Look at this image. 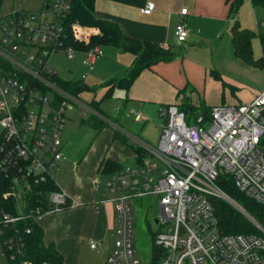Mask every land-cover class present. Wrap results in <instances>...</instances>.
<instances>
[{"label":"built area","instance_id":"2783aa9c","mask_svg":"<svg viewBox=\"0 0 264 264\" xmlns=\"http://www.w3.org/2000/svg\"><path fill=\"white\" fill-rule=\"evenodd\" d=\"M69 9L70 0H46L37 11L19 9L0 16V184L8 185L2 197L15 200L14 214L0 207V254L9 259L23 249L16 235L18 223L79 205L58 188L45 194V209H30L26 200L33 181L53 179L66 112L78 104V98L54 83L56 73L47 66L52 53L62 51L70 60L76 52L62 40L60 20ZM152 9L149 3L143 13ZM179 14L173 34L182 43L187 37V9ZM70 32L82 42L98 34L96 28L77 22ZM256 32L264 37V21H257ZM83 54L82 65L90 69L102 50L94 45ZM159 117L156 147L124 132L136 150L134 164L100 172L105 175L104 189L94 181L99 194L94 204L112 202L117 220V251L106 264H116L120 257L126 264H137L130 243L129 204L145 196L158 198L153 239L162 252L158 264H264V227L217 184L219 177L229 178L239 193L264 205V89L246 104L216 105L208 112L167 104L159 107ZM136 120L144 117L136 115ZM213 199L228 204L255 232H222ZM99 244L88 241L93 250Z\"/></svg>","mask_w":264,"mask_h":264},{"label":"rangeland","instance_id":"374dc122","mask_svg":"<svg viewBox=\"0 0 264 264\" xmlns=\"http://www.w3.org/2000/svg\"><path fill=\"white\" fill-rule=\"evenodd\" d=\"M45 3L46 0H3L0 5V16L19 9L37 11ZM235 18L241 28L253 32L250 40L251 56L254 60H259L260 66L245 63L234 56L230 40L232 22H229L223 29L222 36L216 38L212 46L210 64L211 68L220 75V80L208 76L207 71L203 69H189L192 74L190 77L193 79L190 80L187 79L181 65L178 68L173 67L174 74L180 81L177 85L178 89L173 88L174 102L182 99L196 108L221 104H246L264 89V41L256 32L257 21H264V4H252L250 0H243L237 9ZM230 19L232 20L231 17ZM100 48L104 52L103 60L107 64L102 65L103 67L97 64L91 70L87 68V71L83 70L87 73L84 82L89 88L79 94L78 99L83 101L91 99L94 94L96 98L100 97L99 84L109 78L122 76L125 70L119 71L117 61L106 53L104 46ZM172 50L175 53L184 52L182 46L176 44H172ZM200 57L199 52H187L182 60L192 61ZM177 60V63L182 61ZM76 61V59H67L62 51H57L51 54L47 66L63 81H78L81 71ZM92 88L96 89L95 93ZM101 98H98V100L101 99L99 107L104 115H98V117L106 126L100 131L81 122V119L88 118L92 114L90 110L82 109L81 113L80 107L75 105L72 110L66 112L65 124L59 135L64 158L52 174L54 183L60 190L69 191L76 167L81 169L83 177L94 172L93 179L99 181L101 189H104L105 175L95 171V162L99 154H102L101 157L111 155L113 147H115L114 154L120 165L134 164V152L127 144L129 141L125 143L114 140L115 130L144 139L151 147L157 145L162 120L159 117V108L156 103L132 101L117 93ZM132 112L141 114L145 120H135ZM129 206L130 243L133 258L137 260V264H149L151 237L157 230L154 219L160 214L158 198L145 196L131 199ZM115 243V237H110L97 250L90 249L88 245L83 246L79 264H106L107 258L117 251ZM0 264H9L6 255L0 254ZM116 264H126V262L120 257Z\"/></svg>","mask_w":264,"mask_h":264},{"label":"crops","instance_id":"0c3cea01","mask_svg":"<svg viewBox=\"0 0 264 264\" xmlns=\"http://www.w3.org/2000/svg\"><path fill=\"white\" fill-rule=\"evenodd\" d=\"M230 2L231 0L229 2H226V0H96L94 6L95 15L99 18L113 21L124 34L142 41L155 42L164 49H172V44H176L182 46L184 50L181 56H176L170 62H159L152 65L150 69L143 70L134 79L127 91L114 89L112 94H122L125 99L142 103L150 101L156 103L158 108L170 103L178 104L180 100L174 102L175 94L173 88L177 87L178 89L177 85L180 81L177 80L173 67L178 68L181 65L187 79L190 80H193L190 77L192 75L190 73L191 69H203L207 71L206 73L209 76L208 72L212 69L210 62L213 43L216 38L222 36V31L227 24L232 22L229 16ZM149 3L153 4V9L149 14H145L143 9ZM182 8L187 9V15L183 16L187 37L184 42L178 43L175 40L173 31L181 20L179 12ZM104 48L106 53L117 61L116 64L119 66V71L125 69L123 76L133 61V55L127 52H120L112 46H104ZM187 52H199L201 57L197 58V60L183 61L184 54ZM83 57V51H76L74 57L70 60H77V66L79 71H81L80 80L85 84L84 79L87 77V73L83 72L86 69L82 65ZM103 58L104 52L102 50V56L94 61L92 67L97 64L105 66L107 62ZM177 59L182 61L177 63ZM82 74H85L83 79ZM104 82L99 84L100 97L96 98L94 94L89 100L78 99V104L76 105L80 107L81 113L82 109H88L91 111L90 113H94L89 108L88 103L92 100L100 101L102 99L101 97L104 96L106 91V87L102 86ZM92 89L95 93L96 89ZM98 98L101 99L98 100ZM132 113L135 120L136 115L142 116L138 113ZM142 140L146 142V140ZM114 149L115 147H113L111 155L103 157L117 162ZM100 155L102 154H99L95 162L96 172H98V165L103 158ZM63 158L61 152L60 161ZM93 175L94 172L83 177L81 169L76 167L72 185H70L69 191L66 192L77 200L79 205L65 208L58 212L46 213L37 221L42 228L43 242H52L66 264H79L81 250L83 246L88 245L89 240L99 241V247H101L107 238L114 237L116 231L117 220L113 203L94 204V201L99 199V194L94 187L95 180Z\"/></svg>","mask_w":264,"mask_h":264},{"label":"trees","instance_id":"16d2710c","mask_svg":"<svg viewBox=\"0 0 264 264\" xmlns=\"http://www.w3.org/2000/svg\"><path fill=\"white\" fill-rule=\"evenodd\" d=\"M3 0H0V5ZM230 0H226L229 2ZM243 0H231L229 5V16L232 18L231 26V45L234 56L245 63L254 66H260L259 60H254L251 56L250 40L253 32L246 28H241L235 15L238 7ZM252 4L262 3L264 0H250ZM96 0H70V9L61 17V25L64 31L62 37L63 44L73 47L76 51H85L94 45L98 46H112L120 52H127L133 55V61L126 69L123 76L112 78L102 84L106 87L105 96H111L114 89H121L127 91L132 85L134 79L145 69H150L152 65L159 62H170L176 56H181V53H175L171 48H162L159 44L151 41H142L124 34L118 25L111 20L99 18L94 13V6ZM77 22L86 28H96L97 35L90 37L89 42H82L75 40L70 32V25ZM264 41V37H261ZM209 76L216 80H220V75L213 69L208 72ZM54 83L62 90L68 92L75 98L79 94L88 89L82 80L78 81H63L57 76L53 77ZM180 106L191 112L201 111L208 112L210 107L201 106L199 108L193 107L185 100H180ZM100 101L92 100L88 103L89 108L94 112L88 118L81 119L85 123L96 130L100 131L106 124L98 115L103 116L104 113L99 107ZM114 140L127 142L124 134L114 131ZM133 152L135 148L131 143H127ZM121 165L107 157H103L98 165L97 171L103 174L115 171ZM217 184L232 198L237 200L245 210L262 226L264 227V205L255 203L243 194L239 193L234 187L231 179L219 177ZM7 184H0V207L5 211L15 213V200L12 198H3L2 193L7 190ZM57 190L54 180L46 177L44 180H37L31 183V188L26 197L28 208H46L45 194L47 192ZM215 216L218 221L220 230L227 234L236 233H254L255 228L233 208L219 199L212 201ZM25 228H29V232H25ZM16 235L21 238L23 242V249L20 254H16L13 259L8 258L9 264H66L62 255L56 250L52 242L44 243L42 240V228L37 221L28 219L16 225ZM154 233L151 237V252L149 264H158L162 256L161 250L154 245Z\"/></svg>","mask_w":264,"mask_h":264},{"label":"water","instance_id":"95a60500","mask_svg":"<svg viewBox=\"0 0 264 264\" xmlns=\"http://www.w3.org/2000/svg\"><path fill=\"white\" fill-rule=\"evenodd\" d=\"M176 42H177V41H176ZM156 222H157V220L155 219V220H154V223L156 224Z\"/></svg>","mask_w":264,"mask_h":264},{"label":"flooded vegetation","instance_id":"af4514ba","mask_svg":"<svg viewBox=\"0 0 264 264\" xmlns=\"http://www.w3.org/2000/svg\"><path fill=\"white\" fill-rule=\"evenodd\" d=\"M155 220V219H154Z\"/></svg>","mask_w":264,"mask_h":264}]
</instances>
